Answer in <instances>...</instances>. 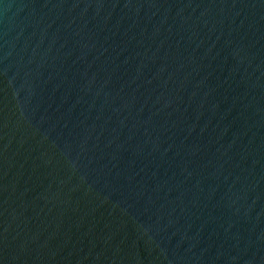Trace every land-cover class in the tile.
I'll use <instances>...</instances> for the list:
<instances>
[{
	"label": "water",
	"instance_id": "obj_1",
	"mask_svg": "<svg viewBox=\"0 0 264 264\" xmlns=\"http://www.w3.org/2000/svg\"><path fill=\"white\" fill-rule=\"evenodd\" d=\"M0 264H264V0H0Z\"/></svg>",
	"mask_w": 264,
	"mask_h": 264
}]
</instances>
